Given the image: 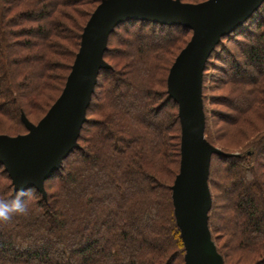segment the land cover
<instances>
[{
	"label": "trees",
	"instance_id": "1",
	"mask_svg": "<svg viewBox=\"0 0 264 264\" xmlns=\"http://www.w3.org/2000/svg\"><path fill=\"white\" fill-rule=\"evenodd\" d=\"M100 1L0 0V135L26 133L21 114L36 124L59 96ZM190 36L141 19L113 27L77 146L44 194L26 187V215L0 222V264H185L171 189L180 125L166 78ZM208 67L220 94L204 93ZM201 99L203 137L221 150L208 165L209 237L221 264H264V1L208 55ZM15 190L0 164V198Z\"/></svg>",
	"mask_w": 264,
	"mask_h": 264
},
{
	"label": "water",
	"instance_id": "2",
	"mask_svg": "<svg viewBox=\"0 0 264 264\" xmlns=\"http://www.w3.org/2000/svg\"><path fill=\"white\" fill-rule=\"evenodd\" d=\"M263 1L101 0L82 29L78 51L59 96L36 124L21 114L26 133L0 135V164L14 188L34 187L44 194L43 181L77 146L97 74L106 66L103 52L107 35L116 24L141 19L187 27L190 39L176 55L166 83L177 103L180 125L179 171L171 186L172 200L186 247L185 264H191L197 250L189 227L203 230L202 243L211 245L206 226L210 205L207 174L211 153H221L202 133L201 80L205 61L219 39L242 24ZM218 262L221 264L220 257Z\"/></svg>",
	"mask_w": 264,
	"mask_h": 264
},
{
	"label": "rangeland",
	"instance_id": "3",
	"mask_svg": "<svg viewBox=\"0 0 264 264\" xmlns=\"http://www.w3.org/2000/svg\"><path fill=\"white\" fill-rule=\"evenodd\" d=\"M211 70H212V67H208L206 69V73H205V75H206L205 83L209 84V85H207L208 87L204 90V93L206 96L221 93L220 90L217 91L215 89H210L211 88L210 81L212 80L211 79L212 75L215 74L214 72L211 73L212 72ZM205 105H206L207 109L214 108L217 106L216 104H212L211 100H208V99L205 100ZM214 147L217 148L219 151H221L217 146H214ZM193 183H195V181ZM188 226H189V221L187 222V227ZM189 230L192 231V232H190V235H191V238L195 244V250H197L198 252L201 251V253H199L198 255L196 253L197 251L193 254V257L191 259V264H219L218 261H219L220 255L217 252L215 244L210 239V237H209V240H210L209 242L212 245V247H211V245H209V246L205 245L204 246V244L202 243V232H203V230L199 231L193 227L192 228L189 227L188 231ZM205 243L207 244L206 240H205ZM210 247L212 248L213 252L210 250L211 249ZM220 259H221V257H220Z\"/></svg>",
	"mask_w": 264,
	"mask_h": 264
},
{
	"label": "clouds",
	"instance_id": "4",
	"mask_svg": "<svg viewBox=\"0 0 264 264\" xmlns=\"http://www.w3.org/2000/svg\"><path fill=\"white\" fill-rule=\"evenodd\" d=\"M31 192L30 188H18L10 197L0 198V222H7L15 215H26Z\"/></svg>",
	"mask_w": 264,
	"mask_h": 264
}]
</instances>
